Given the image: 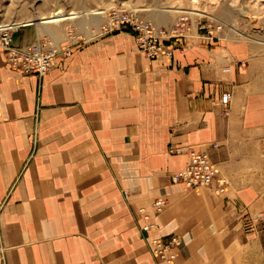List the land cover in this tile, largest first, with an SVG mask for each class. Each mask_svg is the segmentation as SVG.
Instances as JSON below:
<instances>
[{
  "label": "crops",
  "instance_id": "0c3cea01",
  "mask_svg": "<svg viewBox=\"0 0 264 264\" xmlns=\"http://www.w3.org/2000/svg\"><path fill=\"white\" fill-rule=\"evenodd\" d=\"M22 35V36H21ZM26 32L16 46L32 44ZM146 60L131 32L63 46L43 76L0 50V248L4 264H224L264 230V87L242 43L190 38ZM230 94L226 106L220 105ZM204 153L227 181L215 195L170 176ZM165 202L155 228L143 209ZM244 246V244H242ZM242 245L240 247H242Z\"/></svg>",
  "mask_w": 264,
  "mask_h": 264
},
{
  "label": "rangeland",
  "instance_id": "374dc122",
  "mask_svg": "<svg viewBox=\"0 0 264 264\" xmlns=\"http://www.w3.org/2000/svg\"><path fill=\"white\" fill-rule=\"evenodd\" d=\"M120 13L136 14L159 27L185 17L189 26L186 40L202 39L197 23L212 31L220 28L222 40L249 48L248 64L264 87V0H0V30L10 28L14 36L26 32L32 44L38 40L62 50L66 45L106 36L109 33L103 34V24ZM156 17H164V22ZM197 188L220 195L210 187ZM233 245L223 252L224 264H264V230L250 246L238 239Z\"/></svg>",
  "mask_w": 264,
  "mask_h": 264
},
{
  "label": "built area",
  "instance_id": "2783aa9c",
  "mask_svg": "<svg viewBox=\"0 0 264 264\" xmlns=\"http://www.w3.org/2000/svg\"><path fill=\"white\" fill-rule=\"evenodd\" d=\"M102 32L118 33L121 31L131 32L135 40L139 53L146 60L164 57L171 59L173 48L181 50L185 46L186 33L189 26L185 17H179L174 24L170 26L159 27L152 21H146L139 18L133 13H120L110 16L106 23L103 24ZM197 32L202 39L206 41H219L220 28L214 31L208 29L204 24L197 23ZM13 31L10 28L0 30V50L6 56L5 65L24 75H33L38 77L45 76L49 69L53 67L59 55L69 56V49H57L43 41L36 40L33 44L25 46H16L13 42ZM230 94L224 93L220 99V105L226 106ZM179 153L187 154V161L184 168L171 175L170 181L179 183L191 191L199 186L210 187L211 189L222 194L227 186V181L218 176V173L210 163L208 157L199 151H194L190 147H182ZM165 202L155 200L152 203V215H148L143 209L138 212L142 215L141 230L148 232L155 228L153 218L161 213ZM180 240L174 235H170L167 241L155 239L151 242V255L158 264H172L176 258V250ZM0 264H4L3 250L0 248Z\"/></svg>",
  "mask_w": 264,
  "mask_h": 264
},
{
  "label": "bare ground",
  "instance_id": "6f19581e",
  "mask_svg": "<svg viewBox=\"0 0 264 264\" xmlns=\"http://www.w3.org/2000/svg\"><path fill=\"white\" fill-rule=\"evenodd\" d=\"M161 13V12H160ZM51 15V14H50ZM91 16V15H90ZM157 16H159V15H157ZM92 17V16H91ZM85 18V17H84ZM86 18H87V16H86ZM95 18V17H94ZM155 18V17H154ZM153 18V19H154ZM157 18V17H156ZM82 19H83V17H82ZM156 20H158L159 22H164V17H159V18H157ZM38 21V20H37ZM80 21V20H79ZM85 21V20H84ZM92 22V21H91ZM87 23V22H86ZM82 24V23H81ZM44 29V28H43Z\"/></svg>",
  "mask_w": 264,
  "mask_h": 264
}]
</instances>
